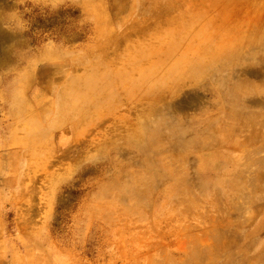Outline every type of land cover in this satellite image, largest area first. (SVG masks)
<instances>
[{"label":"rangeland","instance_id":"374dc122","mask_svg":"<svg viewBox=\"0 0 264 264\" xmlns=\"http://www.w3.org/2000/svg\"><path fill=\"white\" fill-rule=\"evenodd\" d=\"M0 264H264V0H0Z\"/></svg>","mask_w":264,"mask_h":264}]
</instances>
